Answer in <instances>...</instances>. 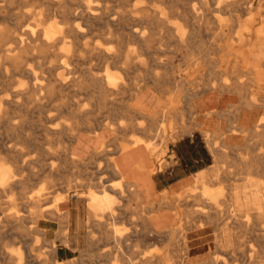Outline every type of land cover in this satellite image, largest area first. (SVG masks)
Wrapping results in <instances>:
<instances>
[{"label": "rangeland", "instance_id": "374dc122", "mask_svg": "<svg viewBox=\"0 0 264 264\" xmlns=\"http://www.w3.org/2000/svg\"><path fill=\"white\" fill-rule=\"evenodd\" d=\"M51 1L59 2L53 7L57 11L53 16H47V6L35 0H0V30L22 33L29 29H46L56 30L55 35H58L60 28L76 26L82 31L79 39L59 43L52 49L53 54L21 53L18 60L25 67L32 68L31 75L16 70L12 61L5 59L0 52V97L12 98V92H20L33 85L42 86L38 94L27 95L25 101L9 114L8 120L0 121V163L4 170L9 169L11 173L10 181L0 187V264H39L41 255L47 257V264H130L135 251L142 255L140 253L148 249L162 252L164 248H176L182 242L183 231L173 232L172 244L167 243L166 235L184 222L185 212L206 209L198 198L185 201L177 196L194 193L197 197L200 192L198 176H210L208 174L216 166L215 158L223 166L236 153H241L242 150H237L236 146L252 138L247 129L249 123L264 124V80L258 82L256 78L259 73L264 75L263 0L254 1V13L244 9L253 0H244L247 4L239 6L236 13L227 7L217 6L215 0ZM75 3L88 4L91 16L85 19L69 15L70 11H78ZM142 10L145 11L142 13ZM61 12H65V18L60 15ZM252 13L255 16L252 29L256 37L249 53L247 56L242 50L232 53L240 45L237 33L240 29L246 33L244 27L252 24L249 20ZM220 32H225L224 38L217 36ZM97 53L100 55H95ZM105 53L113 59L105 60ZM232 66L238 68L234 73L229 71ZM107 73L114 76L117 84L124 83L127 88L115 95L111 102L104 103L100 100L101 94L95 91V85L97 79ZM175 78L179 81L178 87H175ZM229 82L242 86L238 90L221 93L210 86ZM172 99L177 103L183 119L172 120L174 124L170 128V137L167 135L152 140V148L148 152L152 156L151 168L154 164L155 168L151 170L164 171L177 166L182 175L190 172L188 176L176 188L162 191L161 200L152 203V211L156 209L157 212L151 216L149 229L144 221L145 213L137 205L136 191L125 182L120 192L114 193L115 197L118 196L117 214L104 220L103 226L91 222L85 206L87 213L82 211L80 215L79 238L72 244L67 238L66 211L54 205L70 193L79 195L94 191L88 184H95L99 179H116L108 180V173L114 174L111 164L115 160L111 157L117 152V145L129 141L134 134L145 137L137 130L119 134L109 142L106 133L95 127V121L120 120L129 111L138 123L146 125L147 117L139 111L155 115L159 109L168 107L167 102ZM67 106L70 110L79 108L90 112L77 117L69 109L61 112L55 109ZM164 123L161 120L158 126ZM63 126L73 130L55 134ZM71 134L77 136L71 137ZM183 136L192 137L194 141L192 147L191 143L185 144L180 155L173 143ZM81 137H88L85 142L93 144L92 147L78 151L74 145L80 142L76 140ZM145 145L139 147L145 149ZM200 166L206 168L198 170ZM194 172L193 184H190ZM243 175V172L240 174L235 170L230 181L222 184L225 187L229 183L240 185ZM208 185L213 189L217 187L211 183ZM30 192L34 195L37 192L40 200L42 216L39 219L56 220L54 237L47 238L43 232L36 230L37 222L34 220L39 219L34 214L38 208L26 201ZM76 197L83 203V197ZM163 201L175 206L181 216L175 217L173 208L164 206ZM159 208L164 213L161 216ZM13 210L22 218L21 228L7 218L14 213ZM224 217H219L218 226L207 219L195 222V225L201 223L205 229L207 243L218 240L221 232L217 228L223 226ZM111 227H116L121 233L119 246L104 238ZM192 229L197 233V227ZM186 248L181 247V252L194 254L197 250L196 246ZM57 250L62 251V256ZM64 258L68 259L62 260Z\"/></svg>", "mask_w": 264, "mask_h": 264}, {"label": "bare ground", "instance_id": "6f19581e", "mask_svg": "<svg viewBox=\"0 0 264 264\" xmlns=\"http://www.w3.org/2000/svg\"><path fill=\"white\" fill-rule=\"evenodd\" d=\"M35 1H37L39 4L47 6L46 11H45V13H47L46 14L47 16H53L56 14L57 11L54 10L53 7L59 4V2L56 3L55 1H51V0H35ZM254 1L255 0H253L251 4L246 8L244 7V4L246 5L247 2L246 1L244 2V0H215L217 6L219 5L222 7H227L230 9L231 12H234V13L238 11L239 6H243L245 10L247 9V11L253 12V6H255ZM75 5H77V8H79L78 11H70L68 13L69 15L80 16L81 18H85V19L91 16V11H90L91 9L88 4L75 3ZM189 10L191 11V8ZM144 11L145 10H142V13ZM64 13L61 12L60 15L65 18L66 14ZM130 13L131 11L129 12V14ZM253 13L249 14V20L251 21L252 24L249 27H244L246 33H244V31L241 32L242 29H240V31L237 33V37H238V41L240 45H239V48L232 50V53L233 52L237 53L238 50H242L244 53V56L248 55L249 50L253 44L254 38L256 37V34L254 33L252 29V26L254 24V17H255L253 16L254 15ZM164 16H165V20L167 21L168 19H167L166 11H164ZM52 27L56 28V25H52ZM55 31H50L46 29H43V30H36V29L30 30L29 29V30L22 31V33H20L17 30H14V31H9L8 29L0 30V52L3 53L5 59L12 61L13 63L12 65L14 66L16 70H22L31 75L33 71L31 70L32 68L25 67L22 61L18 60L21 53L25 55L26 54L35 55V54H49L52 52L53 54L54 53L53 50L56 48V46L59 43L66 42V40L68 41L77 40L79 39L80 35H82V31H80L76 26H68L67 28H64V29L60 28L58 31V35H55L57 34L55 33ZM179 33L181 32L179 31ZM224 33L220 32L219 34H217V36L224 38V35H223ZM182 38H183V35H182ZM14 51H17V53H15ZM95 55H100V54L97 53ZM105 56H107V59L105 60L113 59L109 53H105ZM237 70H238L237 66H232L229 71L230 73H234ZM247 70H251V69L247 68ZM251 71L256 73V71L254 70H251ZM224 78L227 82V78L225 76ZM256 78L258 82L263 81L264 75H261L259 73L258 75H256ZM174 82H175V87H178L179 81L175 78ZM240 85L241 84L236 83V82H233V83L229 82V83H223L216 87L212 85L210 86L214 90L221 93L226 90H234V89L238 90L240 89ZM126 88L127 86L124 83H122L121 85L117 84L114 76H112L109 73L97 79V83L95 85V89H96L95 91L101 94L100 100L103 101L104 103L111 102L112 100H114V96L126 90ZM41 90H42V86L37 87L33 85L32 87H29L20 92H17V91L12 92V95H13L12 98H9L7 96L0 97V121L8 120L9 114L13 112V110L18 105H21L25 101V98H27V95L32 94L34 96L38 94ZM253 93L254 92H252V94ZM169 100L167 102L168 107L159 109V111L155 115L151 116L146 112L139 111V114L145 115L147 117L146 125H142L141 123H138L136 121L137 119H135L133 116H130V112L128 111L125 113V117L120 120H115V119L111 121H98L97 120L95 121V127L98 130H100L102 133H106V137L109 138V142L113 141L116 138V136H118L119 134H126L127 132H134V131L139 130L144 133L145 137H143L142 135L141 136L135 135L133 133L134 136L132 137L130 136L131 139L129 141H122L117 145V148H118L117 152L118 153L128 152L143 144H146L145 149L148 152V149L150 148L149 150H151L152 148V140L154 138H162L163 136L166 137L167 135H169L168 137H170L171 135L169 134L170 128L173 127L174 123L172 120L174 118L183 119V115L179 111V108L177 107V103H174L173 99L171 101ZM93 105L96 106V104H93ZM55 109L58 112H61L63 110H68L69 106L65 108L56 107ZM69 112L79 117V116L86 115L90 111H87V110L84 111V110H79V108H75V110L69 109ZM217 115L218 114L216 113V116ZM161 120L165 123L160 124L158 126V123ZM247 129H248L249 135L252 136V138H249L248 140H246L242 145L236 146L237 150L239 149L242 150L241 153H236L233 159L231 161H227L225 165L223 166L220 164L218 158H215L217 159L216 166L214 167L213 172L208 174L210 175L209 177H206V176L204 177L203 174H200V175L198 174L199 176L197 178V183L200 184L199 185L200 192L197 194V197L195 196L194 193L193 194L192 193L180 194L177 196V198L183 197L182 199H184L185 201H188L189 198H194V200L195 198L196 199L198 198L201 201V203L204 204L203 206L206 208V209L204 208L205 209L204 211L195 210V211L185 212L184 222L179 223V224L177 223L178 225L176 227H173V229L170 230V233L166 235V238L168 239L167 243L172 244V241L174 240L172 237L174 234L173 232L183 231V235L181 236L182 242H180L181 244L176 245V248H173V249L171 248V250H164L165 249L164 248L162 252H159L160 250L158 252L149 251L148 249V251L146 250L142 251L140 253L142 255H138L139 253L135 251L133 253L132 258L130 260L128 259L130 264H230V263L231 264H264V124L249 123V126L247 127ZM70 130H73V129L69 126H63L61 129L56 130L55 134L61 135ZM74 136H77V134L76 135L71 134V137H74ZM103 150L104 148L99 149V151L98 150L97 151L101 152ZM111 158H114V157H111ZM111 166H112L111 171L114 174L118 175L116 179L110 180V181H103L102 179L98 178L99 180L95 184H88V186L92 187L94 191L87 192V193H81L79 195L77 194V196H81L84 199H86L85 206L87 208L88 213L91 216V222L96 224L97 226H100V225L103 226L104 220L111 218L115 214H117L116 213L118 211L117 208H119V205L117 202L118 196L115 197L114 193L116 194L119 193L120 190L123 188V184L125 183V181L123 180V176L120 174L114 161L111 164ZM231 168L234 169V172H233V169ZM235 170L237 171V173L238 172L240 174H242V172L244 173L243 177H241L242 183L240 182L241 184L239 183L240 185H237V186H235L233 183H229L228 187H225L222 183L225 181H230V179L233 177V174L235 173ZM10 175H11L10 170L9 169L4 170L2 168V164L0 163V187L3 186L5 183H7V181H10L9 180V178L11 177ZM207 183L214 184L217 187L213 189V186H209V185L207 186ZM32 193L26 197V201H28V204L33 205L39 209V211L37 209L36 213L33 212V214L35 213L34 214L35 217L39 219V217L42 216V214L40 215L41 211L39 208L40 200L38 199L36 195L37 192L35 193V195ZM66 197L68 196H63L60 201L64 200ZM222 197L223 198L225 197V199H222ZM166 205H169V204L164 202V206ZM14 206L15 205H13V207ZM55 206H58V205H54V207ZM172 206L173 205L171 204L170 207ZM172 208L175 211V215H176L175 217L179 218L181 216V212L178 211V209L175 206ZM54 211H57V210H54ZM54 211H51V213H53ZM29 214H32V213L29 212ZM220 216H225L224 220L226 221L223 223L222 227L217 228L221 232L219 235V238L217 241L207 243L205 241L206 240L205 238L207 236L205 229L202 228L201 223H198V225H195V222H202L203 219H207L210 222L216 223L219 220ZM8 217L11 218V220L15 222L17 226H19L20 228L22 227V218L17 213L14 212L11 215L7 216V218ZM196 217L197 219H195ZM66 218L68 219L67 211H66ZM34 221L37 222L36 220ZM215 225L218 226V223H216ZM194 227H197V233L193 232L192 228ZM36 230L41 231V232L44 231L43 228H40L38 225H37ZM119 232L116 227L112 228L109 231H107L106 234H104V238L106 240H111V242H113L116 246H119L121 242V237H120L121 233ZM152 232H155V231L152 230ZM208 233H212V232H208ZM61 244L62 243H60V245ZM167 246L168 245H166V247ZM183 246L187 248H193L196 246L197 250L194 252V254L193 253L185 254V252L184 253L181 252V247ZM59 248L60 247H58L57 249L59 250ZM58 252L60 254V252L62 251H58ZM60 255L62 256V254ZM41 257L42 259L40 260ZM41 257L38 258V260H40V263L39 262L38 263L47 264V260H46L47 257H44L42 255ZM68 258L71 259V257H68ZM67 259L64 258L62 260H67Z\"/></svg>", "mask_w": 264, "mask_h": 264}, {"label": "crops", "instance_id": "0c3cea01", "mask_svg": "<svg viewBox=\"0 0 264 264\" xmlns=\"http://www.w3.org/2000/svg\"><path fill=\"white\" fill-rule=\"evenodd\" d=\"M87 140H89L88 137H81L76 140L78 142L80 141L81 143H76L74 146L76 147V149H78V151L81 149L86 150L93 145L87 144L85 142ZM193 141L194 140L192 137L183 136L179 138L175 143H173L175 147L174 149L176 150V152L182 155V147L188 143H191L190 146L192 147ZM91 142H93L92 139ZM114 160L120 174L123 176V180L128 183L129 186H131L133 191H136L138 196L137 205L139 206V208L143 209L145 213L144 221L146 223L147 229H149L151 216L157 212L156 209L152 211V203L159 202L162 197V191H164L165 189L172 190V188H176L182 181V179L187 177L188 173L190 172L182 175L181 169H179L177 166H172L169 170L166 169L164 171H161L159 169L158 171H152L151 156L146 151V149L142 147H136L128 152H117L114 154ZM209 165L210 164H208V166ZM203 168L206 167L201 168L200 166L198 170H201ZM198 170L194 171L197 172ZM195 172L193 173V178L191 179L190 184H193ZM108 175L110 176L108 180L118 176L117 174L112 173H108ZM179 191L180 190L175 191V193ZM76 196L77 195L70 193L68 197L58 203V207L61 211L68 212L67 238L72 244H75L77 242V239L79 238L78 229L80 225L81 212L84 211L85 213H87L84 199L83 203H81L80 198ZM158 210L159 216L164 214L163 212L161 213V208H159ZM37 225L40 228H43V236L47 238L54 237L55 230L57 229L56 220L39 219L37 221Z\"/></svg>", "mask_w": 264, "mask_h": 264}]
</instances>
